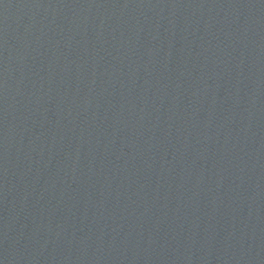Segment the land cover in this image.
<instances>
[{
  "label": "water",
  "instance_id": "1",
  "mask_svg": "<svg viewBox=\"0 0 264 264\" xmlns=\"http://www.w3.org/2000/svg\"><path fill=\"white\" fill-rule=\"evenodd\" d=\"M0 264H264V0H0Z\"/></svg>",
  "mask_w": 264,
  "mask_h": 264
}]
</instances>
